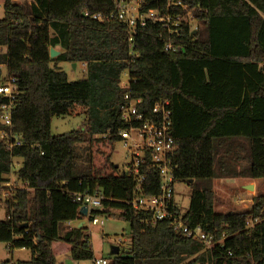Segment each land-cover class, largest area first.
Listing matches in <instances>:
<instances>
[{
	"label": "trees",
	"instance_id": "obj_1",
	"mask_svg": "<svg viewBox=\"0 0 264 264\" xmlns=\"http://www.w3.org/2000/svg\"><path fill=\"white\" fill-rule=\"evenodd\" d=\"M116 1L3 0L0 78H16L11 131L21 144L8 149L0 138V187L14 158L22 160L13 172L22 187L3 201L0 243L11 252L30 250V260L14 264H55L64 253L93 260L86 227L60 234L59 226L85 219L73 194L98 193L103 200L92 215L119 218L129 228L128 248L108 264H264L263 193L239 211L215 212L211 187L194 189L184 212L173 202L185 225L211 235L207 248L169 221L150 223L149 213L134 210L128 200L135 177L110 160L118 132L129 128L121 117L128 93L140 100L145 119L156 102H168L173 185L213 179L223 146L215 140L234 136L249 141L247 177L264 178V0H141L140 12L171 19L137 23L130 40L126 26L110 17ZM187 12L200 30L190 28ZM176 17H183L177 26ZM49 48L59 54L50 58ZM51 61L81 62L85 77L69 82ZM125 71L127 88L120 86ZM6 103L0 97V106ZM80 114L82 130L51 134L54 116ZM139 173L143 195H158V170L147 152ZM248 219H256L249 229Z\"/></svg>",
	"mask_w": 264,
	"mask_h": 264
},
{
	"label": "built area",
	"instance_id": "obj_2",
	"mask_svg": "<svg viewBox=\"0 0 264 264\" xmlns=\"http://www.w3.org/2000/svg\"><path fill=\"white\" fill-rule=\"evenodd\" d=\"M141 0H117L116 14L111 18H116L122 22L128 33V40L135 32V26L144 25L145 21L151 20L163 23L169 21L170 17L161 16L156 10L140 12ZM84 15H88L84 13ZM92 18L101 19L100 15H93ZM186 20L192 18V14L187 12ZM182 18L176 17L174 25L177 26ZM166 49H172L168 44ZM5 73V72H4ZM3 73V74H4ZM123 75L128 78V72ZM128 81V80H127ZM127 81L120 80V86L127 88ZM18 94L16 78L8 76L0 78V97L8 99V103L0 106V123L5 127L0 130V138L6 143L8 149L21 144L18 136L11 131V110L12 103ZM127 101L121 109V117L129 124V128L118 132L123 146L130 150V167L128 174L135 177L131 198L128 200L130 206L139 212L150 214V223L167 220L174 231L181 232L185 237L198 240L205 244L207 248L212 246L211 235L207 234L200 226L190 228L185 225L180 216H177L173 209L174 185L173 173L170 167V157L174 150V141L171 135V119L167 108L168 102H156L150 112L149 118L145 119L143 114L137 112V105L140 100L131 99L128 93L124 96ZM147 152L151 157L152 166L158 170L160 193L153 196L143 195L144 176L139 173V167L143 156ZM11 171L7 174L6 180L0 188H14L15 182H11ZM19 187H22L20 184ZM73 200L79 202L81 206L87 207V218L91 224L97 225L103 222L97 216L92 215V210L101 207L103 197L98 193H75ZM256 219L246 220V228H250ZM109 258H94L93 264H108Z\"/></svg>",
	"mask_w": 264,
	"mask_h": 264
},
{
	"label": "rangeland",
	"instance_id": "obj_3",
	"mask_svg": "<svg viewBox=\"0 0 264 264\" xmlns=\"http://www.w3.org/2000/svg\"><path fill=\"white\" fill-rule=\"evenodd\" d=\"M18 3L29 2L30 0H13ZM4 16L3 0H0V19ZM193 16V14H192ZM190 21V28L201 29L202 26L193 19ZM55 50H59L58 48ZM49 67L65 72L69 82L78 81L85 77V66L81 62L72 63L67 61H51ZM2 74L5 69L2 67ZM122 81H127L126 75H122ZM85 116L80 115H62L54 116L51 120L50 131L52 135H59L70 132L72 130H82L84 127ZM221 141L223 146L218 151L215 163L213 179L196 180L192 183L176 182L174 184V202L182 210L186 211L189 205V199L194 189H203L211 187L214 192V210L215 212L239 211L244 204H248L247 199L250 195L256 193L264 194V178H259L261 181L256 185V189L247 190L244 194V189L241 188L243 177L247 176L249 166L250 148L249 141L243 136L225 137L215 140ZM84 147V146H81ZM110 160L117 165L119 170L127 172L128 164L130 163V150L123 146L121 141L114 143ZM22 160L20 158L13 159V166L11 168V182H14V174L21 166ZM238 171H237V170ZM239 172L238 174L233 173ZM242 171V173H240ZM235 181V186H230L228 182ZM15 185H20L17 183ZM11 188H0V220L5 218L3 201L9 196ZM248 195V196H247ZM102 224L93 225L85 218L81 223L86 227L87 233L90 237V246L94 258H110V252L115 246L119 248V252L126 250L129 245L128 223L124 220L115 217H108L106 215L97 216ZM80 223V222H79ZM79 223L74 222L73 226H78ZM67 229V223L59 226V233L62 234ZM31 258L29 249H13L12 252L7 249L4 243H0V264L4 261L10 260L11 264L17 261H28ZM55 264H93L92 259L73 260L69 254H60L56 256Z\"/></svg>",
	"mask_w": 264,
	"mask_h": 264
},
{
	"label": "crops",
	"instance_id": "obj_4",
	"mask_svg": "<svg viewBox=\"0 0 264 264\" xmlns=\"http://www.w3.org/2000/svg\"><path fill=\"white\" fill-rule=\"evenodd\" d=\"M241 181H242V184H241V188L242 189H244V194H246L247 193V189H245V186H247V185H252L253 186V189H254V191H255V189H256V185L261 181L260 179H251V178H249V177H243L242 179H241ZM229 183V185L230 186H235L237 183L235 182V181H233V182H228ZM248 196V195H247ZM251 197H249L248 199H247V201H248V204H244L243 205V207L242 208H248V207H250V205H251V198L254 196V195H250ZM73 222L72 223H67V228H71L73 225ZM19 249H21V248H19Z\"/></svg>",
	"mask_w": 264,
	"mask_h": 264
},
{
	"label": "water",
	"instance_id": "obj_5",
	"mask_svg": "<svg viewBox=\"0 0 264 264\" xmlns=\"http://www.w3.org/2000/svg\"><path fill=\"white\" fill-rule=\"evenodd\" d=\"M58 54H59V51H57V50H55V49H53V48H49V57H50V58H54V57H56ZM72 65H73V67L75 66L74 63H72ZM115 166H117V165H115ZM189 182L191 183L192 180H189ZM245 189H247V190H252V189H253V186H252L251 184H250V185H247V186H245ZM80 213H81L83 216H86V215H87V207H86V206H81V208H80ZM23 226H26V225H23ZM81 226H82V223L80 222L79 225H78V227H81ZM118 252H119V248H118L117 246H115V247H113V248L111 249L110 254H111V256H114V255H117Z\"/></svg>",
	"mask_w": 264,
	"mask_h": 264
}]
</instances>
